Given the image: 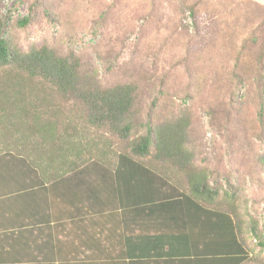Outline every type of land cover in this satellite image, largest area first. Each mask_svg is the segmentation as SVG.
Returning a JSON list of instances; mask_svg holds the SVG:
<instances>
[{
    "label": "rangeland",
    "instance_id": "1",
    "mask_svg": "<svg viewBox=\"0 0 264 264\" xmlns=\"http://www.w3.org/2000/svg\"><path fill=\"white\" fill-rule=\"evenodd\" d=\"M197 1L193 15L189 5ZM34 2L0 0V21L6 20L11 41L24 50H72L97 68L104 83L136 82L142 120L187 117L200 162L216 171L222 190L227 179L234 184L231 200L248 227L257 224L259 237L244 230L250 264H264V165L257 160L264 156V64L255 66L250 41L253 30L262 33L264 0H43L32 22L18 27ZM242 46L246 52L237 60Z\"/></svg>",
    "mask_w": 264,
    "mask_h": 264
},
{
    "label": "trees",
    "instance_id": "2",
    "mask_svg": "<svg viewBox=\"0 0 264 264\" xmlns=\"http://www.w3.org/2000/svg\"><path fill=\"white\" fill-rule=\"evenodd\" d=\"M42 3L43 0H35L30 5V14L19 19L17 26L27 27L34 19L31 13ZM199 4L197 1L189 5L193 15ZM45 15L56 23L52 12L46 11ZM104 19L102 13L96 24L102 25ZM6 23V20L0 21V152L20 149L18 144L13 146L12 141L20 142L19 122L22 116L34 111L46 123L42 143L57 151L61 158L67 159L76 153V157H80V150L85 148L86 151L81 152V163L86 157L88 163L101 160L117 167H131V177L145 180L137 187L153 190L150 194L154 203H173V214L180 213L176 206H182L185 213L186 209L190 210L185 204L192 203L219 217L212 226L218 232L212 248L206 247L200 257L195 256L196 252L173 250L167 257L179 258L180 264H250L254 260L244 237L246 221L231 200L235 186L227 179V188L222 190L216 171L202 165L200 152L190 136L187 117H174L158 124L153 123L150 115L142 120L136 82L104 83L97 68L90 62L85 63L72 50L63 54L47 45L24 50L6 35ZM263 26L264 20L258 28L263 34L253 30L250 38L256 49L255 66L260 65L261 69ZM245 52L242 46L237 60ZM259 120L264 132L263 93L259 95ZM257 160L264 165L263 155ZM221 192H225L222 198ZM250 225L247 228L259 237L257 224L251 221ZM91 261L88 259V264L93 263Z\"/></svg>",
    "mask_w": 264,
    "mask_h": 264
},
{
    "label": "crops",
    "instance_id": "3",
    "mask_svg": "<svg viewBox=\"0 0 264 264\" xmlns=\"http://www.w3.org/2000/svg\"><path fill=\"white\" fill-rule=\"evenodd\" d=\"M19 124L20 149L0 152V264H180L167 253L200 257L217 242L212 211L186 203L173 214L131 167L81 163L85 148L61 158L42 143L34 111Z\"/></svg>",
    "mask_w": 264,
    "mask_h": 264
}]
</instances>
